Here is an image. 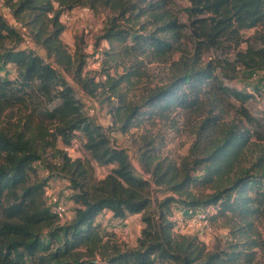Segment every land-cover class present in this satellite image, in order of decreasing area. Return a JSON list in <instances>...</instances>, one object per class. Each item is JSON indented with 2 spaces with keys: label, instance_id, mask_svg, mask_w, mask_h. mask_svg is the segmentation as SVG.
<instances>
[{
  "label": "trees",
  "instance_id": "16d2710c",
  "mask_svg": "<svg viewBox=\"0 0 264 264\" xmlns=\"http://www.w3.org/2000/svg\"><path fill=\"white\" fill-rule=\"evenodd\" d=\"M188 1L185 23L173 11L175 0H4L13 22L0 8V113L21 108L29 111L28 125L35 116L39 119L35 129L27 124L0 129V264H255L264 248L258 230L264 227V167L238 163L251 138H263L260 119L240 107L243 127L212 122L199 128L180 161L163 154L154 138L142 136L138 154L143 171L138 174L127 149L88 114L79 94L102 95L113 126L123 133L144 120L181 111L213 112L225 95L241 106L249 103L260 90L238 89L222 75L236 66L264 70V0ZM76 7L109 11L96 41L108 43L105 79L86 70L81 37L73 52L63 41L61 15ZM20 24L38 50L24 45ZM250 29L256 30L245 37ZM185 40L194 44L195 54L217 52L220 61L184 63L143 100H130L129 88L144 75L143 60L181 50ZM234 48L230 61L227 55ZM78 135L84 157L72 158L57 147L58 142L70 146ZM49 150L54 161L48 159ZM37 162L48 169L47 177L39 176ZM95 163L112 167L97 179ZM54 176L69 181L75 203L73 216L62 223L45 194ZM206 187L211 191L205 192ZM157 189L164 195L152 208ZM208 207L217 211L211 215ZM176 210L189 220L199 211L209 220L223 218L232 226L231 239L210 249L197 235L176 233ZM107 213L114 226L141 214L134 247L119 242L114 227L111 232L104 227Z\"/></svg>",
  "mask_w": 264,
  "mask_h": 264
},
{
  "label": "rangeland",
  "instance_id": "374dc122",
  "mask_svg": "<svg viewBox=\"0 0 264 264\" xmlns=\"http://www.w3.org/2000/svg\"><path fill=\"white\" fill-rule=\"evenodd\" d=\"M189 6L190 3L188 0H175L173 11H175L176 15H178L180 19L184 20L185 23L188 22L187 9ZM0 8L6 18L9 21H12L13 16L11 12L8 11V7L6 6L4 0H0ZM109 16L110 14L108 10L92 9L88 12H82L78 9L76 18L71 23L65 25L66 28L62 35L63 41L71 52H73L76 47L77 37H81L83 39L84 50L88 56V65H86V70L91 73H96L97 78L101 77V73L103 72L102 65L95 60L97 50L99 47L103 48V50L106 49L108 43L107 41H101L100 44L97 45L96 41L99 35H101ZM62 20L63 18H61V21ZM20 30L25 38L24 45L27 47H33L35 44L33 43L27 28L23 26ZM255 30L256 29H250L245 31L243 35L245 37H250L254 34ZM242 47H245V44H243ZM236 52L237 49L234 48L227 55L230 61H233ZM195 58L196 61H194ZM210 58L214 59V63L220 61V59H218L217 52L195 54L194 44L185 40L182 42L181 50H177L164 58L143 60L142 69L144 75L139 81H136L134 85L129 88L128 98L132 101L140 102L144 97H146L149 89L154 88L156 85L166 83L179 71L178 69H180L184 63H189L190 65H194V62L204 64L205 61H208ZM224 65L225 63H223V66ZM121 69L122 68H120V71H122ZM67 77L71 83H74L70 74H68ZM222 78H224L226 83L237 87L238 89L255 93L254 88H257L260 92H256V96L252 98L249 103L244 104V106H241L242 104L232 97L225 95L221 98L222 103L216 104L217 106L214 107L215 109L214 111L212 110L213 112L206 110L203 114H199L189 111H181L180 113L168 115L165 119H156L154 121L144 120L142 126L132 127L127 133L120 132L116 130L115 126H113V118L109 112V106L104 101L102 95L91 98L88 95H83L81 92H79V94L85 103L87 112L91 105L96 107L97 113L89 115L109 130V135L117 146L127 149L131 156L136 173L140 174L143 171V168L139 160L138 146L142 141V136L154 138L156 143L163 145V154H167L169 157L180 161L182 157L189 153L190 147L196 139L199 128L203 126L207 127L211 125L212 122L216 123L219 127L224 128L234 124L237 128L243 127L246 122L240 107L249 111L251 116L254 118L260 119V124L262 125L259 128L264 131V70H244L242 67L236 66L234 69H223ZM77 89L79 90V88ZM26 113H29V111L21 108L1 112L0 129L15 130L24 127V125L27 124L25 120ZM216 115L217 118H213ZM38 119L39 118L35 116V122L30 123V125L27 124V127L31 126L32 129H35ZM262 135L263 138L261 139L256 136L251 138L241 161L238 163V167H254V165L264 167V132ZM74 140V144L66 147L63 146L62 143L58 142L57 147L67 149L72 158L84 157L86 152L83 150L80 136L78 135L74 138ZM51 153L52 150H49L48 159L50 161L53 160L50 156ZM36 165L40 177H47L49 175L48 169L45 166L39 162H37ZM111 167L112 166H98L95 163L96 178H103L110 171ZM199 174L200 171L196 172V175ZM48 186L52 191L65 197L66 204L68 206L67 220L71 219L75 203L71 200L73 192L70 188L69 181L67 179L54 176L49 180ZM203 190L205 192L211 191L208 187L203 188ZM163 195V192L158 189L153 191L152 208L154 207L155 201L161 199ZM208 211L212 215L217 211V208L208 207ZM203 213H205V211H203ZM173 219L176 222L174 229L176 233L197 235L210 249L217 244L225 243L231 239L232 226L223 218H218L217 220H209L207 218L208 223L204 226L194 223L192 220L183 218L182 213L176 210ZM103 224L105 228H108L109 232L113 231V227L116 229V226H118H114L115 224L110 223L109 217L103 219ZM142 226L143 223L141 221V214L129 217L127 221V232L129 233L124 236L117 235V239L127 247H134L137 244V239L140 236ZM117 230H119V228H117ZM258 230L261 232L262 238L264 239L263 224L258 226ZM239 238L243 239L244 237ZM257 253L258 255L255 264H264V248L259 249Z\"/></svg>",
  "mask_w": 264,
  "mask_h": 264
},
{
  "label": "built area",
  "instance_id": "2783aa9c",
  "mask_svg": "<svg viewBox=\"0 0 264 264\" xmlns=\"http://www.w3.org/2000/svg\"><path fill=\"white\" fill-rule=\"evenodd\" d=\"M76 9H74L73 11H67L61 15V18H63L62 21L65 23V25L74 21V19L76 18V13H77L78 9L81 10L82 12L91 11V9L89 7H79ZM8 11H9V9H8ZM20 26H23V25L20 24ZM32 48L34 50H38V47L36 45H33ZM95 60L102 65V63L104 61L103 48H101V47L98 48L97 56H96ZM101 78L105 79L106 76L103 75ZM96 113H97L96 107L91 105L88 109V114L94 115ZM69 148H71V147H69ZM45 194L47 196L48 203L50 204V208H51L52 212L58 217V219L61 223L64 222L66 220V217L68 216V206L66 204L65 197L59 193L52 191L51 188H47ZM191 220L194 223H198V224L204 225V226L207 225V223H208V219L206 217V214L203 213V211L197 212ZM117 228H119V230H117ZM114 230L120 236H124L127 233H129V232H127V222H126V224H120V225L116 226V229L114 228Z\"/></svg>",
  "mask_w": 264,
  "mask_h": 264
},
{
  "label": "crops",
  "instance_id": "0c3cea01",
  "mask_svg": "<svg viewBox=\"0 0 264 264\" xmlns=\"http://www.w3.org/2000/svg\"><path fill=\"white\" fill-rule=\"evenodd\" d=\"M180 213H181V212H180ZM105 215H106V218H107V217H110L111 214H110V213H107V214H105Z\"/></svg>",
  "mask_w": 264,
  "mask_h": 264
}]
</instances>
